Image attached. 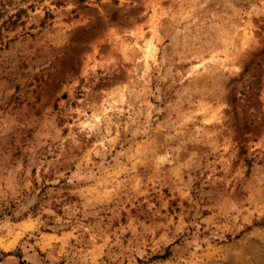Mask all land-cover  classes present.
Here are the masks:
<instances>
[{
	"label": "rangeland",
	"instance_id": "1",
	"mask_svg": "<svg viewBox=\"0 0 264 264\" xmlns=\"http://www.w3.org/2000/svg\"><path fill=\"white\" fill-rule=\"evenodd\" d=\"M9 17L0 264H264V0Z\"/></svg>",
	"mask_w": 264,
	"mask_h": 264
},
{
	"label": "trees",
	"instance_id": "2",
	"mask_svg": "<svg viewBox=\"0 0 264 264\" xmlns=\"http://www.w3.org/2000/svg\"><path fill=\"white\" fill-rule=\"evenodd\" d=\"M5 23H11V24H13L14 23V20H11V17H9L8 20L2 21L0 25H4ZM165 254L166 253H164L162 256H165ZM7 255H10V254L9 253H3L2 251H0V256H7ZM154 258H158V256L157 257H154ZM22 263H23L22 261H19V264H22Z\"/></svg>",
	"mask_w": 264,
	"mask_h": 264
}]
</instances>
